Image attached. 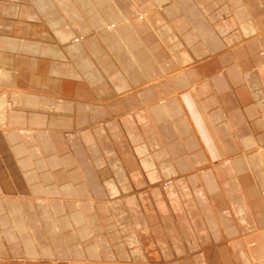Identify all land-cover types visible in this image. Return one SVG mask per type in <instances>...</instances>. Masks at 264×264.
I'll use <instances>...</instances> for the list:
<instances>
[{
  "label": "crops",
  "instance_id": "obj_1",
  "mask_svg": "<svg viewBox=\"0 0 264 264\" xmlns=\"http://www.w3.org/2000/svg\"><path fill=\"white\" fill-rule=\"evenodd\" d=\"M181 1L0 0V86L16 91L0 129V198L80 208L98 242L99 259L87 264H249L243 237L264 230V74L251 66L258 48H235L245 30H264V0H191L189 22ZM104 20L116 29L105 33ZM81 32L85 41L68 52ZM50 61L85 73V88L45 86L56 75ZM15 72L44 88L32 92ZM146 189L160 193L147 197L149 211ZM135 223L150 239L140 254L119 241ZM39 249L7 264L70 261Z\"/></svg>",
  "mask_w": 264,
  "mask_h": 264
},
{
  "label": "bare ground",
  "instance_id": "obj_2",
  "mask_svg": "<svg viewBox=\"0 0 264 264\" xmlns=\"http://www.w3.org/2000/svg\"><path fill=\"white\" fill-rule=\"evenodd\" d=\"M54 1H55V4H57V2H62V0H54ZM181 2H182V4L179 8L180 9L179 11L181 14H179V15L184 17L185 20H187V22H189V20L187 18L189 16H187V14L185 16V14H184L183 4L189 3V2H191V0H182ZM40 3H43V2H40ZM70 5L71 4H69V6ZM49 6L47 5V7H49ZM160 6L157 7L156 11L163 13L162 12V11H164L163 6H161V7ZM181 9L183 12L181 11ZM146 16H147V13L145 14L143 12H138L137 19L143 20L144 18H146ZM74 18H75V16H74ZM178 18H180V17H178ZM77 21H78V19H77ZM104 22L106 24L105 28L103 29V31L105 33L107 31H109V32L114 31L116 29L115 27L117 24L115 22L106 21V20H104ZM227 28H228V26H227ZM229 30H230V28H229ZM244 34L247 35V37H249V38L242 40L240 42V44L237 45L235 48L239 49L245 45H251L253 49L258 48L257 49L258 53L253 54V56H255V58L257 59V63H255V65L251 64V66L255 67L254 68L255 71L257 70L259 73L264 74V69L262 66V65H264V49L261 46V39L264 36V31H262V33H261V30L256 31V29L254 30V28L253 29L249 28V29L244 31ZM234 38H235V36H234ZM84 39H85V34L83 32L78 33V35L75 34L74 36H70L67 39V41H68L67 42L68 52H69V49H73V48H76L78 46H81L83 44V41H85ZM260 48H261V51L259 52ZM227 49L232 50L233 48L231 49L229 47ZM67 50H66V54H67ZM235 54H237V53L235 52ZM105 56H107V55H105ZM234 56L236 59L237 55H234ZM45 57H47V56H45ZM68 57L69 56L67 54V58ZM49 64H50V66H52L54 68V70H52V71L56 75L45 77L44 78V85L45 86L52 88V90H54L53 85L55 86L56 84H58V85L60 84L61 91L64 90V91H66L67 94L73 92V89L75 87H76L75 89H77V90H81L82 88H85V83H87V80L84 78L85 73L84 74L81 73L83 79L80 80L81 79L80 76L76 75L75 71L72 69L70 64L64 63L65 65H59L58 63L51 62V61ZM91 67H93V66H91ZM254 69H253V71H254ZM83 70H85V69H83ZM96 70L97 69H95L93 67L92 71H90V72L95 73ZM22 74H24V73H22ZM25 74H29V76L24 77L23 80L25 82H28L26 80V79H28L29 83H25L21 78L18 77V76H20V74H17V72H15V78H17L16 80L18 81V83L22 82L21 84H23V85L26 84V86L28 85V89L33 90L32 92H37L38 89L44 88L42 86V83L40 82V80L37 78V76H35L31 73H25ZM67 75L69 76V78L66 79L65 77ZM71 77L72 78L75 77V79H74L75 82L71 79ZM191 88H192V91H196L195 86H192ZM11 92H16V91L11 90V89L9 90L8 87H1L0 86V129H3L7 123V118L9 115L8 113L10 110L9 93H11ZM84 102H86V100ZM95 103H96V101H95ZM160 103H163V100H160ZM224 120H225L224 126L229 131L234 132V133H239L238 132L239 131L238 126H236L237 127V130H236L230 124L229 119L227 120V118H224ZM227 121H228L229 125H228ZM244 125H246V124L244 123ZM250 130H252V132L254 134L261 133L258 131V130H260L259 128H257V130H255L252 127V129H250ZM247 132L250 133L248 128H247ZM245 145H246V143H245ZM263 145H264L263 143L257 144V147L260 149V151L262 150L261 151L262 153L264 152V146ZM202 173H204V171H202V170L197 171V174H199V175ZM168 184L169 183H165L164 188H168V189H166L167 190L166 192L168 194H170L172 186H170ZM170 184H171V182H170ZM146 191H148V193ZM186 193H187V191H186ZM154 194H155V196H158V195L160 196V193L158 190L156 193V190L152 191V189L151 190L146 189V190H144V192L140 193V197L143 196L141 200H143L145 202L143 207L148 211H149V207H150V202L147 201L149 199L147 197H150V196L154 197ZM187 195L190 197L189 193ZM173 198H175V196ZM173 198L169 197L170 200ZM0 199L3 200V201L0 200V264L3 261H5L4 264L9 263V258H13V257H20L21 259H28L29 257H33V252H34L35 248L39 251L40 247L51 250L52 252H54L56 249L61 250L62 254H67L70 257V261L68 262V264H87V261H86L87 259L88 260L99 259V253H98V247H97L98 242H97L96 238L94 237L93 231H91L90 221H88L89 224H87V221L85 220V218L83 216L84 213H82L80 208L78 209V207L76 205L66 204L64 201H62V202H60V205L57 206V205L52 204L53 201H50L49 199H44V198L38 199V200H31L32 203L29 200H22L23 198L22 199L16 198V200H13V199L1 197ZM26 201L30 202L29 206H30V209H32V211L28 207H25L26 205L28 206V203ZM122 201H124V199H122ZM188 202H189V200H188ZM188 202H187L186 206H188ZM116 204H117L116 201L115 202L108 201V206H109L110 210L113 211V214H118V213H115V211L112 209V207L116 206ZM23 205H24V208H23ZM119 205H122V204H119ZM170 206H171V203H170ZM86 207H89V206H86ZM121 208H122V206H121ZM172 208H173V205H172ZM60 209L62 210L61 212L59 211ZM169 209H170V207H169ZM160 210H162V209H160ZM151 217H152V214H151ZM99 222H100V225L103 229L102 234H104V235L107 234L106 236L108 237L109 236L108 234L110 232L107 231V228H106L107 226H106L105 221L103 220L102 216H100ZM136 224L137 223H135L133 225L132 224L126 225V228H125L126 231H122L120 234L121 236L119 238L120 239L119 241L122 244H125L128 246V248H129L128 250H129V252L131 251L132 254H133V251L140 254L141 249H140L139 245L140 244H148L150 242L149 235L143 234L140 230L141 228L139 226H136ZM162 232H163V230H162ZM135 239H137L139 244H137V242H135ZM231 240L232 239L225 240L224 242L229 244V245L230 244L233 245V241H231ZM114 241H116L115 238H113L111 240H109V239L107 240V244L109 245V247L112 246V243H114ZM243 241H244V244L246 241L248 246H249V248H248L249 253L248 252L246 253L248 256V259H249V264H264V230H260L256 233L250 234L248 236H244ZM9 247H10V249H9ZM9 250L10 251L12 250L14 253L13 254L10 253ZM127 255H128V253H127ZM129 258H130V254H129ZM172 259H173V257H172ZM28 261H31V260H27L25 263L23 262V264L32 263V262H28ZM55 262H56V260H52L51 264H54ZM172 262L173 263H171V264H179V262L177 260H174ZM96 264H102V263H96ZM130 264H133V263H130ZM146 264H163V263H156L155 262V263H146ZM168 264H170V263H168Z\"/></svg>",
  "mask_w": 264,
  "mask_h": 264
},
{
  "label": "rangeland",
  "instance_id": "obj_3",
  "mask_svg": "<svg viewBox=\"0 0 264 264\" xmlns=\"http://www.w3.org/2000/svg\"><path fill=\"white\" fill-rule=\"evenodd\" d=\"M135 18H137V14H135V16H134ZM262 31H264V30H261V33H262ZM247 38H249V37H247ZM252 38V37H251ZM236 39H238V38H236ZM241 41V40H240ZM261 51V48H260V50H259V52ZM255 54V53H254ZM255 65V64H254ZM257 71V70H256ZM255 71V69H254V72H256ZM256 73H258V74H260L258 71L256 72ZM263 75V74H262ZM258 148V147H257ZM262 151V150H261ZM260 151V149L258 148V152H261ZM245 246H246V249H247V252L249 253V251H248V248H249V246H248V244H247V242L245 241ZM4 256V255H3ZM4 262L5 261H3V262H1V264H4Z\"/></svg>",
  "mask_w": 264,
  "mask_h": 264
}]
</instances>
